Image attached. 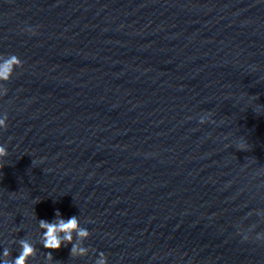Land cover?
Wrapping results in <instances>:
<instances>
[{"label": "water", "instance_id": "1", "mask_svg": "<svg viewBox=\"0 0 264 264\" xmlns=\"http://www.w3.org/2000/svg\"><path fill=\"white\" fill-rule=\"evenodd\" d=\"M0 54V259L264 264V0H0Z\"/></svg>", "mask_w": 264, "mask_h": 264}, {"label": "clouds", "instance_id": "2", "mask_svg": "<svg viewBox=\"0 0 264 264\" xmlns=\"http://www.w3.org/2000/svg\"><path fill=\"white\" fill-rule=\"evenodd\" d=\"M26 31L35 34L32 28H28ZM20 67H22V61L18 56H5L0 54V97L7 94V89L4 87V84L11 80L16 70ZM7 120L8 117L6 114H0V130L7 128ZM203 122L204 120L202 119L201 123ZM7 155V148L3 144H0V168L3 167L4 158ZM256 214L264 217V210H258ZM54 216L55 218L52 221L39 220V227L42 229V246L44 249L50 250L46 259L51 260L53 258L52 251L59 250L62 246H67V244L72 245L71 252L73 255H86L88 249L83 247L79 242L90 236L89 230L81 227L80 220L75 215L65 219L57 209ZM244 239L247 240L248 237L245 236ZM256 239L258 241H264V232L257 233ZM20 249L19 254L12 260V264H29L31 256L35 254V247L29 241L21 240ZM0 255L7 257L9 255L8 250L4 249ZM0 264H8V262L7 260L0 259ZM95 264H108L107 256L103 252H100L95 260Z\"/></svg>", "mask_w": 264, "mask_h": 264}]
</instances>
